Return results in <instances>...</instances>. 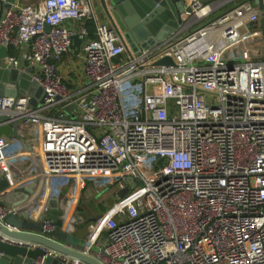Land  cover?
<instances>
[{
  "label": "built area",
  "instance_id": "built-area-1",
  "mask_svg": "<svg viewBox=\"0 0 264 264\" xmlns=\"http://www.w3.org/2000/svg\"><path fill=\"white\" fill-rule=\"evenodd\" d=\"M184 1L189 12L177 32L135 53L100 21L98 0H15L0 16V48H23L0 67L24 62L19 70H28L43 100L33 107L34 93L0 96V113L19 122L31 147L13 140L19 149L0 156V174H20L11 184L25 188L34 168L37 188L36 157L40 218L49 211L44 199L61 197L70 229L80 224L87 184L97 196L115 188L112 204L83 224L81 250L102 264H264L260 12L248 0L230 8L231 0ZM74 36L76 83L58 66L73 55ZM163 57L173 64L155 66ZM73 112V120L64 115ZM8 213L25 211L0 207V219ZM42 221L43 235L54 229Z\"/></svg>",
  "mask_w": 264,
  "mask_h": 264
},
{
  "label": "water",
  "instance_id": "water-1",
  "mask_svg": "<svg viewBox=\"0 0 264 264\" xmlns=\"http://www.w3.org/2000/svg\"><path fill=\"white\" fill-rule=\"evenodd\" d=\"M205 3L222 0H202ZM258 7L260 12V30L262 34V55L264 61V6L261 0H248ZM15 0H0V16L5 8H9ZM99 11L104 19L119 34L128 52L146 50L162 41L167 36L176 33L182 23L183 12H189L184 0H98ZM182 15V16H181ZM48 30V26H44ZM80 39L72 37L70 48L77 55ZM8 55L7 48H0V58ZM1 64V63H0ZM173 61L163 57L154 62L155 66H169ZM22 61L17 67L3 69L0 67V96L14 97L25 95L30 90L36 95L42 94V89L31 80L28 70L21 72ZM40 98V103L42 102ZM34 99L29 100L31 106H36ZM19 122L0 113V148L7 140H17L23 151L31 152V147L19 133ZM40 170L37 176L38 186L35 191L30 188L13 186L10 179H18L21 175H12L9 179L6 173L0 174V207L12 206L25 213L18 216L8 213L0 219V264H102L95 257L83 253L84 239H78L73 233L62 227L69 213L59 210L58 198H45L49 205L46 217L40 218L41 211L37 207L38 197L44 178L38 159H33ZM64 216L58 219L57 216ZM48 218L54 229L43 235V219ZM82 227L83 224H80ZM8 239V240H4ZM8 241H21L30 245L19 246ZM91 251L102 253V249L91 247ZM55 254V256H54Z\"/></svg>",
  "mask_w": 264,
  "mask_h": 264
},
{
  "label": "crops",
  "instance_id": "crops-1",
  "mask_svg": "<svg viewBox=\"0 0 264 264\" xmlns=\"http://www.w3.org/2000/svg\"><path fill=\"white\" fill-rule=\"evenodd\" d=\"M40 0H21L20 3H23V4H37L39 3ZM240 2L241 0H231L230 2H228L226 5L228 8L231 7V5H233L234 3L236 2ZM99 14V15H98ZM98 17H100V21H103L102 19L103 16L101 15L100 11H98ZM259 23H260V20H259ZM21 50H23V48H8V56H19V53L21 52ZM70 58L67 57V59L65 58L64 60H61L59 63H58V66H59V69L60 71L68 78V81L70 82H73V83H76L79 79V74H80V71H79V63H74V61H77V58H75V55H71L69 56ZM5 57H1L0 58V63H2V61L4 60ZM22 68L23 69H27V66L24 62H22ZM75 86V85H74ZM30 93H34L32 90L29 91ZM38 95L36 94V97H34L33 99L35 100V102H39L40 99L39 97H37ZM37 104V103H36ZM31 106V105H30ZM23 136H25L23 133H22ZM15 145L16 142L13 141V140H7L5 144H3V148H0V156L3 155V154H7V153H15L17 154V151L19 149V147L17 149H15ZM14 161L13 159H6L4 165H8V164H12ZM15 167V170H18L21 171L24 169V162L20 163L19 165H16L14 166ZM1 171V169H0ZM35 173H37L36 169H32L31 172H30V175L29 176H26L25 178L27 179H31V184L28 186V188H30L31 190H35L36 188V183L32 180L35 175ZM19 179H22V176L19 178ZM11 183L14 184L15 181L14 180H11ZM18 184V183H17ZM64 192H61V194L63 195ZM107 192L104 191L103 193H101V195H99L100 197H103L104 195L106 196ZM97 196L95 193H94V190L92 188L91 185L87 184V186L84 188V190L82 191L79 199H78V207H77V213L76 215L79 216V221H80V224H85L86 223H89L90 221L92 220H95L96 218H99V216H101V213H103L105 211V209L107 207H109L113 201H111L112 199L110 200H106L107 202H104V206L102 207V210H100V213L99 215H94L92 214L91 212V209H89L85 202L88 200V198H90L92 200V197H95ZM104 196V197H105ZM49 198H57L56 196H49ZM110 198V197H109ZM63 198L59 197L58 198V206H59V210H63L65 208V205H64V200ZM110 202V203H109ZM48 208H49V205H48ZM63 215L60 216L58 215L57 218L59 219H62ZM78 218V217H77ZM64 219V217H63ZM80 224H78L77 226L73 227V228H69L67 227L66 224L63 225V229L66 230L67 232H70V233H73L74 236L78 239H84L85 236H86V233H87V230H86V227L85 226H80ZM71 230V231H69ZM79 264V263H78Z\"/></svg>",
  "mask_w": 264,
  "mask_h": 264
},
{
  "label": "rangeland",
  "instance_id": "rangeland-1",
  "mask_svg": "<svg viewBox=\"0 0 264 264\" xmlns=\"http://www.w3.org/2000/svg\"><path fill=\"white\" fill-rule=\"evenodd\" d=\"M75 63V61L73 62V64ZM65 117L73 120L76 118V114L75 112L73 113H64ZM106 196L104 197H100L99 195L98 196H95V197H92V200L90 198H88V200L85 202L86 206L91 209V212L92 214L94 215H99L100 213V210H102V207L104 206V202H107L106 200H110L112 199L111 201H114V193L116 192V189L115 188H109L106 190ZM110 197V198H109ZM110 203V202H109ZM71 231V230H69Z\"/></svg>",
  "mask_w": 264,
  "mask_h": 264
},
{
  "label": "trees",
  "instance_id": "trees-1",
  "mask_svg": "<svg viewBox=\"0 0 264 264\" xmlns=\"http://www.w3.org/2000/svg\"><path fill=\"white\" fill-rule=\"evenodd\" d=\"M87 27H88V29L91 31V29H92V25H91V24H87Z\"/></svg>",
  "mask_w": 264,
  "mask_h": 264
}]
</instances>
